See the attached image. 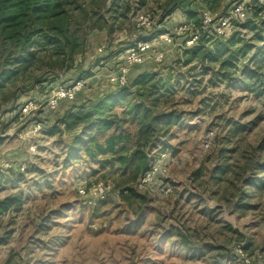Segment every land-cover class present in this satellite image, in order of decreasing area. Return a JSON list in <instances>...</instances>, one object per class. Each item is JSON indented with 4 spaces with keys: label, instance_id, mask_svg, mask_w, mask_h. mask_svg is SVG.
Instances as JSON below:
<instances>
[{
    "label": "rangeland",
    "instance_id": "rangeland-1",
    "mask_svg": "<svg viewBox=\"0 0 264 264\" xmlns=\"http://www.w3.org/2000/svg\"><path fill=\"white\" fill-rule=\"evenodd\" d=\"M174 1L151 0L131 17L130 23L108 37L102 44L107 47L106 51L117 56L125 54L139 37L134 32L137 31L133 27L135 19L147 13L156 16L157 25L174 33L176 27L170 28L169 22L165 23L176 10L168 11ZM98 33L107 35L94 32L86 53L75 58L70 71L46 75L42 83L32 79L9 86L0 94V117L4 112L15 111L28 98L35 96L36 102L44 103L56 88L94 78L103 58L94 57L99 61L94 60L92 67L85 68L84 57L102 46H92L100 43L93 39ZM174 39L175 47L181 45L182 36ZM95 61L98 63L94 65ZM166 62L159 67L170 65ZM176 68L175 76L183 77L181 86L185 87L183 91L177 88V94L171 97L166 108L182 113L183 124L172 129L166 141L169 160L165 175L149 186H140L139 181L136 185L148 202L140 206L118 198L124 182L131 177L129 170L123 174L122 168L114 167L111 171L107 168L96 175L83 163L65 164L66 145L62 136L45 133L30 139L33 144L25 150L28 152L25 162H9L13 169L0 172V200L13 194L23 196L19 211L0 217V264H216L221 260L219 254L232 252L233 248L239 258H224L222 264H264V191L249 192L255 208L240 216L220 205L208 189L199 187V184L205 186L209 172L217 165L218 150L224 140H231L226 156L232 165L244 160L264 162V95L230 89L227 84L213 87L208 75L199 86L197 96H191L194 88L190 84L203 69L179 65ZM42 75L38 73L37 80ZM12 94L6 101L5 97ZM203 100L207 104L201 103ZM227 121L242 122L247 129L228 139L233 125ZM32 146L36 150L33 153ZM19 166L25 170L20 171ZM97 167L94 164L92 168ZM198 170H202V177L196 182L193 176ZM99 184L110 187L106 200L112 203L98 209L100 204L86 205L78 189ZM161 184L167 185L170 193L163 194ZM225 224L243 234L247 249L237 245L238 236L223 229ZM179 229L194 232L200 242L207 235L219 236L214 244L224 250L217 249L215 258L185 255L178 237L173 236Z\"/></svg>",
    "mask_w": 264,
    "mask_h": 264
},
{
    "label": "trees",
    "instance_id": "trees-1",
    "mask_svg": "<svg viewBox=\"0 0 264 264\" xmlns=\"http://www.w3.org/2000/svg\"><path fill=\"white\" fill-rule=\"evenodd\" d=\"M150 2L0 0V94L19 81L26 83L33 79L42 83L46 75L70 71L75 58L86 53L94 32H106L111 38ZM202 4L211 12H224L230 2L203 0ZM252 5V20L239 25L229 36L202 34L199 45L194 48L181 44L173 63L161 71L136 73L128 85L100 102L72 106L50 132L51 135L63 136L81 130L65 147V164L83 163L96 175L107 168L110 171L114 167L122 168L123 174L129 170L131 177L124 182L118 198L128 204H146L148 198L138 192L136 185L152 170L161 155L168 152L166 141L172 129L183 124L182 113L166 108L171 97L177 94V88L183 91L185 87L181 86L183 77L180 74L175 76L177 65L189 66L192 70L203 69L197 76L200 80L195 78L190 84L194 88L191 96H197L199 86L203 85L208 75L213 87L227 84L230 89L264 95V20L263 26L259 22L264 6L259 0H254ZM175 7L186 11L188 22L201 29L196 4L175 0L168 11ZM249 34L251 37H248ZM245 61L248 63L244 64ZM38 73H43L39 80L36 77ZM12 97L13 94L6 96L5 100L9 101ZM204 101L201 103L205 104ZM232 122L227 121L228 125H233L228 139L241 135L247 129L242 122ZM230 141H223L218 150L217 165L209 172L205 186L199 184V187L204 191L208 189V193L232 213L245 216L255 208L249 192L264 191V162L244 160L232 165L226 156ZM94 164L98 166L96 170L92 168ZM201 177L202 170L193 176L196 182ZM107 201L98 203V209L111 205L109 203L112 202ZM22 205L21 194L1 199L0 217L19 211ZM223 229L238 236L237 245L247 249L248 242L243 234L234 230L232 225L225 224ZM173 236L178 237L185 255L215 258L218 251L224 250L214 244L219 241V236L207 235L206 240L200 242L188 229L176 230ZM234 250L219 254L221 260L215 263L222 264L224 258H239Z\"/></svg>",
    "mask_w": 264,
    "mask_h": 264
},
{
    "label": "built area",
    "instance_id": "built-area-1",
    "mask_svg": "<svg viewBox=\"0 0 264 264\" xmlns=\"http://www.w3.org/2000/svg\"><path fill=\"white\" fill-rule=\"evenodd\" d=\"M196 4V10L201 21V29H197L189 22L179 24L174 33L163 25H157L156 16L154 14H144L135 19L133 27L137 30L134 32L150 31L158 34L155 40L138 37V39L129 46L121 64L114 68L108 78L111 86L117 90L128 85L134 78L132 69L134 67L143 66L147 59L151 58L155 65L160 66L165 63L166 55L163 52H158L154 49V41H159L167 45H174L176 36H182V42L186 48H194L199 45L202 34L215 33L217 36H229L237 27L243 26L248 21L252 20L254 8L252 2L254 0H229L230 6L224 12L219 11L213 13L205 8L202 4L203 0H187ZM264 6V0H259ZM262 20L259 21L263 26L264 13L261 14ZM258 22V23H259ZM181 46V45H179ZM264 46V43L262 44ZM107 47L102 45L97 49L99 55H105ZM86 82L78 80L71 84H65L56 88L51 96L44 102L38 103L34 100L17 107L21 121L24 122L27 118L34 117L33 126L30 130L22 134L24 139H33L39 137L44 131V125L39 121L41 112L46 110L56 112L63 103H73L77 96L85 89ZM30 151L35 152V147H31ZM168 156L162 154L160 160L153 166L152 170L146 173L139 181V185H150L152 181L164 176L166 173V165H168ZM13 169V165L9 161L0 163V172H6ZM20 171H24L25 167L19 166ZM161 192L167 195L170 193V188L167 185L161 184ZM79 196L84 199V203L88 206L95 207L99 202L106 200L110 187L104 184H99L93 187H82L78 189ZM242 253V250H239Z\"/></svg>",
    "mask_w": 264,
    "mask_h": 264
},
{
    "label": "crops",
    "instance_id": "crops-1",
    "mask_svg": "<svg viewBox=\"0 0 264 264\" xmlns=\"http://www.w3.org/2000/svg\"><path fill=\"white\" fill-rule=\"evenodd\" d=\"M172 15H169V17L166 18V21L169 22L168 26L170 28H174L179 26V24L188 22V17L186 14V11L183 9L177 8ZM94 34L93 39L95 41H99L100 43H94L92 46L94 48H98L100 45L105 44L108 40V36ZM156 33L150 32V31H142L138 34L139 38H147L151 40H155L157 38ZM138 39V38H137ZM154 49L158 52H163L166 55L165 63L167 60L170 64L173 63L175 60V56L177 54V48L178 45L175 47L174 45H167L159 41H154ZM152 56V54H150ZM151 56L147 59L146 63L140 67V69L133 68L132 74L136 75V73H144V72H159L161 71V67L154 64ZM95 58H103L101 62H99V66L97 70L99 71L97 75L94 78H91L86 82L85 89L78 95V100H76L73 103H63L56 112H49L45 111L40 114L39 121L44 125L45 131L40 135V137L43 136V134L48 133L52 131L54 126L60 122V120L64 117V115L72 109V106L74 105H80V104H95L100 102L103 98H105L107 95L116 93L118 90L111 86L108 82V78L112 71L114 70V65L120 64L123 61L124 53L117 56L114 52H105V55H99L96 51V49H93V52L90 54H86L84 57L85 60V68L92 67L93 62ZM99 61V60H96ZM95 61V62H96ZM98 62L94 63L97 64ZM101 64V65H100ZM169 66V65H167ZM165 66V67H167ZM101 67V68H99ZM163 67V68H165ZM71 84V83H68ZM37 98L35 96L28 98L27 100H36ZM26 100V101H27ZM25 102H23L24 104ZM17 109L13 112H4L3 115L0 117V163L3 161H9V162H25V160L28 158V152L25 151L27 148L32 145L33 143L29 141L30 139H24L22 138V134L30 130L33 126V120L34 117L27 118L24 122L21 121V118L19 114L17 113ZM81 130H77L72 133H66L61 137V140L64 142V144L69 145L73 138L80 133ZM38 137V138H40ZM36 138H33L31 140H35ZM26 154V155H25Z\"/></svg>",
    "mask_w": 264,
    "mask_h": 264
}]
</instances>
